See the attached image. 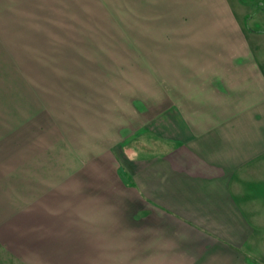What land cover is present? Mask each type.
<instances>
[{"label": "crops", "instance_id": "1", "mask_svg": "<svg viewBox=\"0 0 264 264\" xmlns=\"http://www.w3.org/2000/svg\"><path fill=\"white\" fill-rule=\"evenodd\" d=\"M25 1L0 0V264H264V45L241 6L117 1L132 31L117 16L68 104L12 77Z\"/></svg>", "mask_w": 264, "mask_h": 264}, {"label": "rangeland", "instance_id": "2", "mask_svg": "<svg viewBox=\"0 0 264 264\" xmlns=\"http://www.w3.org/2000/svg\"><path fill=\"white\" fill-rule=\"evenodd\" d=\"M117 1L122 0H26L24 3H28L29 11L37 8V14L27 17L30 21L28 25L16 26L15 31L4 33L25 38L22 44L19 41L12 42L10 58L13 79L18 78L21 70L29 82L51 84V81L62 96L70 90L71 93L65 95L63 101L71 104L75 92L79 91L73 86H82L83 81H100L101 76L95 68L100 64V50L107 53L106 50L115 47V34L119 32L117 16L125 31H132L130 10L116 9ZM230 1L241 6L242 14L238 9L236 12L246 33L256 32L258 41L264 45V0ZM106 4L107 8L104 7ZM39 30L41 37L37 34ZM258 50L256 48V54L264 56V49L261 53ZM105 58L107 61L112 59L108 56ZM85 63L88 64L87 68ZM103 75L106 80H110L109 73ZM67 105L63 112L71 114L73 106L67 111Z\"/></svg>", "mask_w": 264, "mask_h": 264}]
</instances>
